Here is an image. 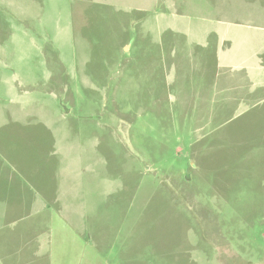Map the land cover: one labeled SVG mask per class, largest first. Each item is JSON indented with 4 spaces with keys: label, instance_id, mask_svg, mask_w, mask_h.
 <instances>
[{
    "label": "rangeland",
    "instance_id": "1",
    "mask_svg": "<svg viewBox=\"0 0 264 264\" xmlns=\"http://www.w3.org/2000/svg\"><path fill=\"white\" fill-rule=\"evenodd\" d=\"M184 1L0 0V115L33 124L17 163L0 151V247L44 236L97 264H264V0ZM62 161L74 206L35 213L21 198L69 182Z\"/></svg>",
    "mask_w": 264,
    "mask_h": 264
},
{
    "label": "crops",
    "instance_id": "2",
    "mask_svg": "<svg viewBox=\"0 0 264 264\" xmlns=\"http://www.w3.org/2000/svg\"><path fill=\"white\" fill-rule=\"evenodd\" d=\"M97 3L101 4L105 7V10H108L109 7H114L117 9H122L127 14L129 13H145L148 8H154L159 4L168 3L169 5L176 4V0H93ZM184 3L191 5L190 1L185 0ZM29 120L17 119L14 115L10 113L8 109H4L3 113L0 115V151H3L5 155L10 156L9 162L17 163L19 157L15 153V145L14 142H17L16 138H23L24 136H28L24 134V132H30L25 129L27 126H32ZM46 138L49 137V121H42L41 124ZM12 137L13 139H9ZM52 149L54 147L52 146ZM49 153V150L48 152ZM54 154V155H53ZM58 153L52 152L53 156H56ZM69 164H72L69 162ZM60 167L64 174L67 175L66 180L69 182H65L62 187H58V189H54L51 193L49 188L42 187L39 194L37 195L36 201H30L26 198H21L22 202L28 207L35 206V213L42 212L46 207L50 204L59 205V206H74L75 195H74V187H73V175H74V165H65L64 161L61 162ZM1 173V171H0ZM23 196V195H22ZM1 197V195H0ZM6 204H10L9 202ZM1 205V203H0ZM31 208V209H32ZM64 212L60 211L59 218L64 223V228H68V231H72V235L75 234L78 229L77 223L82 222L81 219L75 216L74 210L71 209L68 214L63 215ZM4 216L0 209V217ZM49 222V219L48 221ZM69 233V232H68ZM63 239H67L69 236H64L61 234ZM77 237V235H76ZM62 239V240H63ZM91 249L88 246H80L74 244L70 246H65L61 241V244L58 247H48L46 244V238L42 236L41 241L37 242V245L30 248H19L13 249V247L2 246L0 247V264H14L16 260V255L18 261L21 262V255H29L26 257V261L23 264H97L93 258H90ZM6 254V255H5ZM8 255V256H7ZM11 255V256H10Z\"/></svg>",
    "mask_w": 264,
    "mask_h": 264
}]
</instances>
